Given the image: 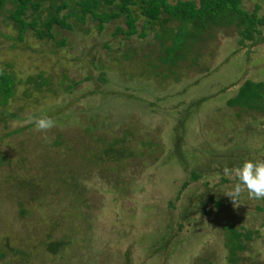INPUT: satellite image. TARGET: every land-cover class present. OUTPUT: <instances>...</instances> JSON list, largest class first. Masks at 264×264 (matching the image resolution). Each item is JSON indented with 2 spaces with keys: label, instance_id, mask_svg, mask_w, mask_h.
I'll return each mask as SVG.
<instances>
[{
  "label": "rangeland",
  "instance_id": "1",
  "mask_svg": "<svg viewBox=\"0 0 264 264\" xmlns=\"http://www.w3.org/2000/svg\"><path fill=\"white\" fill-rule=\"evenodd\" d=\"M48 3L41 2L43 17ZM240 6L246 11L257 6L264 15V0H242ZM9 8L10 1L4 0L0 70L11 71L20 82L0 105L1 113H14L0 120V264H264V200L249 199L244 192L234 205L223 192L237 181L216 164L228 157L200 151L201 143L208 142L222 155L264 160V114L225 104L244 79L264 80V27L252 41L241 40L235 25L202 32L192 41L187 60L173 67L178 78L157 84L141 77L136 62L121 55L128 47L138 56H154L159 49L152 31L144 38L121 36L120 41L111 31L115 25L124 27L121 17L101 31L87 20L80 25L89 28L87 33L53 31L55 39L65 36L68 42L56 47L30 29L19 40ZM34 14L28 10L26 19ZM37 72L50 83L24 97V79ZM62 73L65 82L75 83L69 92L57 84ZM88 73L92 78L86 80ZM101 73L105 81L98 80ZM45 116L56 122L47 141L30 122ZM79 125H94V136L107 140L120 139L128 129V139L115 148L124 144L133 153L115 161L105 157L99 166L77 164L87 192L76 211L69 208L76 193L68 185L73 169H58L65 163L51 161L77 138ZM80 137V144L90 139L84 133ZM234 167L232 161L229 168ZM192 169L199 170L195 180L188 177ZM210 196L221 200L220 207L207 201ZM226 223L250 235L245 248L235 252V261L228 260ZM51 241L62 245L55 253L47 250Z\"/></svg>",
  "mask_w": 264,
  "mask_h": 264
},
{
  "label": "trees",
  "instance_id": "2",
  "mask_svg": "<svg viewBox=\"0 0 264 264\" xmlns=\"http://www.w3.org/2000/svg\"><path fill=\"white\" fill-rule=\"evenodd\" d=\"M9 1L11 8L8 9V18L11 20L12 26L17 30V38L19 40L23 38V33L30 29L37 38L52 39L56 47H62L68 44L67 37L62 36L59 39H55L53 31H58L59 29L82 30L80 25L85 24L87 20L94 22L96 29L101 31L105 28L106 23L120 17L123 19L124 27L115 25L114 30L111 31L113 36H120V41L123 38L121 36L130 37L137 35L139 38H144L148 31H152L153 38L156 41L155 45L159 49H157L158 52L154 56L148 53L138 56L135 50L128 47L122 50L121 55L136 62L139 68L138 73L141 77L152 78L157 84H159L160 80L166 81L168 77H172L174 80L178 78L179 72L176 69L174 70L173 67L178 60H187L188 54L192 53L190 52L192 41L194 39L196 41L202 32H206L212 27L235 25L241 40L252 41L255 38V33L259 34V27H264V15L257 13L258 7L255 6L252 11H246L240 6L242 0H174L173 2L168 0H49L48 5L45 7L46 14L44 17L39 12L42 0ZM3 3L4 0H0V7H2ZM135 5L136 8H133L132 6ZM28 10L36 12L31 20L26 19ZM62 11H65V13ZM69 18H72L71 23L68 21ZM137 23L139 24L138 26ZM82 31L87 33L89 28ZM262 38L264 40V35H262ZM103 45L107 46L106 43H103ZM197 54H193L194 56L190 60L192 64L195 63ZM6 65H9V63H6ZM132 75L130 74L131 77ZM83 78L86 80L91 79L92 74L88 73ZM98 80L105 81L103 74L101 79L98 78ZM65 81H67L66 75L62 73L61 80L57 84H60L59 86L64 92H69L73 85L75 86V83ZM19 82L16 75L11 71L0 70V105H5L8 99L12 97L15 86ZM49 83L48 77L43 76L41 72L27 75L23 81L24 89L22 95L29 97L31 91L40 92L42 87ZM53 92L57 93L55 90ZM225 104L228 107H237L238 111L245 109L264 114V80L253 81L249 78L244 79L237 86L234 94L225 100ZM52 111L50 110V112ZM10 117H14L13 112L1 113L0 111V120ZM77 127V129H80V133L76 132L77 138L71 139L69 145L61 149L59 159L57 161L52 160L51 163L54 165L59 163L61 165L64 162L65 166L58 169H73L71 171V181L68 185L74 188L76 193L70 197L69 208L79 211L80 205L85 203L83 196H85L87 189L80 185L79 178H82L84 173L78 172L77 164L84 161L85 163L90 162L95 166H99L105 157L109 161H115L119 156L122 158L133 152L132 150L130 152L129 148L124 144L115 148L117 143L128 139V129L120 139L107 140L101 136H94L92 133L95 129L94 125L85 129L80 128V125ZM77 129L75 128V130ZM12 132L15 131L12 130ZM82 133L87 135V139L89 137L91 140L83 141L80 144L79 140ZM58 137L60 138V135ZM55 142L63 143L61 146H65L67 143V141L59 142V140H55ZM87 142L89 143L87 144ZM142 142L148 145L151 143L148 140ZM83 149L86 154L82 153ZM200 151L208 156L221 155L220 157H228L225 161H221V159L216 161V164L218 163L221 168L229 167L232 161L236 162V166H241L244 162L240 160L244 156L242 153H229V156L223 153L222 155L221 151L215 149L214 146L212 147L208 142L201 143ZM68 164L70 165L67 166ZM198 171L197 169L190 170L189 179H197L199 177ZM100 172L101 174H107L108 169ZM112 173L117 174L118 171L113 169ZM103 178L106 177L104 176ZM185 184L184 182L183 185ZM60 200L62 201V198ZM207 201L211 202L215 207H220V199L215 200L210 196ZM204 204V202L201 204V209L204 208ZM87 207L89 206H85V208ZM57 213L62 218L67 217L66 214L63 216V213ZM72 216L79 218L80 213H75ZM86 216L89 217L88 214ZM85 218L82 217V219ZM224 228L228 234L226 238L230 254L228 260L235 261V252L245 248V242L250 239V235L249 232L238 231L231 223H226ZM59 246H62L60 242L51 241L46 247L51 253H55Z\"/></svg>",
  "mask_w": 264,
  "mask_h": 264
},
{
  "label": "clouds",
  "instance_id": "3",
  "mask_svg": "<svg viewBox=\"0 0 264 264\" xmlns=\"http://www.w3.org/2000/svg\"><path fill=\"white\" fill-rule=\"evenodd\" d=\"M35 125V130L41 132L47 141V132L56 126V122L50 117L30 118ZM224 175L229 179H236L234 186L223 192L234 205L244 192H247L249 199H264V160H246L242 166L223 168Z\"/></svg>",
  "mask_w": 264,
  "mask_h": 264
}]
</instances>
